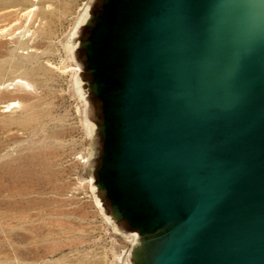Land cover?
<instances>
[{
  "label": "water",
  "instance_id": "95a60500",
  "mask_svg": "<svg viewBox=\"0 0 264 264\" xmlns=\"http://www.w3.org/2000/svg\"><path fill=\"white\" fill-rule=\"evenodd\" d=\"M78 47L132 264H264V0H102Z\"/></svg>",
  "mask_w": 264,
  "mask_h": 264
},
{
  "label": "rangeland",
  "instance_id": "374dc122",
  "mask_svg": "<svg viewBox=\"0 0 264 264\" xmlns=\"http://www.w3.org/2000/svg\"><path fill=\"white\" fill-rule=\"evenodd\" d=\"M95 1L0 0V264H132L136 232L95 188L102 115L78 47Z\"/></svg>",
  "mask_w": 264,
  "mask_h": 264
},
{
  "label": "flooded vegetation",
  "instance_id": "af4514ba",
  "mask_svg": "<svg viewBox=\"0 0 264 264\" xmlns=\"http://www.w3.org/2000/svg\"><path fill=\"white\" fill-rule=\"evenodd\" d=\"M101 5H102V0H97L95 1V3L93 4L92 8H91V11H90V15L92 16V18L90 19V25L88 24H85L82 29H81V32H80V35H79V41L80 42H84L85 40H87V38L89 37L90 33H91V29H92V24H93V21H94V18L95 16L97 15L99 9L101 8ZM81 50H82V53H83V58H84V63L86 64L85 62V56H84V47H79ZM86 67H87V64H86ZM88 75H89V79L91 80V76L90 74L85 71ZM97 99V98H96ZM98 100V99H97ZM99 101V100H98Z\"/></svg>",
  "mask_w": 264,
  "mask_h": 264
},
{
  "label": "bare ground",
  "instance_id": "6f19581e",
  "mask_svg": "<svg viewBox=\"0 0 264 264\" xmlns=\"http://www.w3.org/2000/svg\"><path fill=\"white\" fill-rule=\"evenodd\" d=\"M9 2H13V0H9ZM0 5H1V2H0ZM30 10H32V9H30ZM83 19V18H82ZM81 21V20H80ZM82 22V21H81ZM20 81V80H19ZM17 106V103H16V101H10V102H8V103H6L4 106H2L3 107V111L4 112H10L11 110H13L14 109V107H16ZM131 238H132V243H134V242H137V235H136V233H132L131 234Z\"/></svg>",
  "mask_w": 264,
  "mask_h": 264
}]
</instances>
